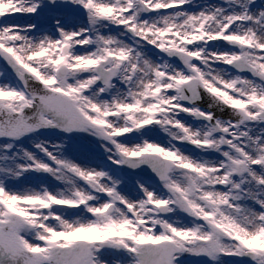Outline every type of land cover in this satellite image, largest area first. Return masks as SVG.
<instances>
[{
	"label": "snow or ice",
	"instance_id": "6c2138e0",
	"mask_svg": "<svg viewBox=\"0 0 264 264\" xmlns=\"http://www.w3.org/2000/svg\"><path fill=\"white\" fill-rule=\"evenodd\" d=\"M0 264H264V0H0Z\"/></svg>",
	"mask_w": 264,
	"mask_h": 264
}]
</instances>
